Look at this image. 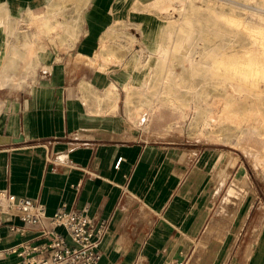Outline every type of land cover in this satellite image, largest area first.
<instances>
[{
  "label": "crops",
  "instance_id": "1",
  "mask_svg": "<svg viewBox=\"0 0 264 264\" xmlns=\"http://www.w3.org/2000/svg\"><path fill=\"white\" fill-rule=\"evenodd\" d=\"M160 1L0 0V188L47 214L65 202L106 219L97 264L187 263L194 253L196 264H264L263 205L242 239L246 204L229 237L210 240L224 187L210 146L152 139L150 113L128 107L151 98L139 88L160 67L149 57L165 42ZM33 235L3 233L0 248Z\"/></svg>",
  "mask_w": 264,
  "mask_h": 264
},
{
  "label": "rangeland",
  "instance_id": "2",
  "mask_svg": "<svg viewBox=\"0 0 264 264\" xmlns=\"http://www.w3.org/2000/svg\"><path fill=\"white\" fill-rule=\"evenodd\" d=\"M158 9L164 12L165 42L149 57L160 67L150 68L149 81L139 88L150 91L151 98L143 99L142 106L128 99V107L137 116L150 113L152 139L210 146L216 186L225 181L215 202L210 240L227 239L239 206L246 204L249 216L236 230L242 239L252 209L259 203L264 208V0H161ZM159 111L163 120L157 119ZM228 181L233 185L222 200ZM251 239L247 255L256 236ZM194 255L186 264L198 262L191 260Z\"/></svg>",
  "mask_w": 264,
  "mask_h": 264
},
{
  "label": "built area",
  "instance_id": "3",
  "mask_svg": "<svg viewBox=\"0 0 264 264\" xmlns=\"http://www.w3.org/2000/svg\"><path fill=\"white\" fill-rule=\"evenodd\" d=\"M107 225L106 219L90 217L86 207H68L61 202L47 214L44 203L0 188V241L3 233L25 237L28 230L34 232L31 238L0 248V256H17L12 264H97ZM162 264H186V260Z\"/></svg>",
  "mask_w": 264,
  "mask_h": 264
},
{
  "label": "bare ground",
  "instance_id": "4",
  "mask_svg": "<svg viewBox=\"0 0 264 264\" xmlns=\"http://www.w3.org/2000/svg\"><path fill=\"white\" fill-rule=\"evenodd\" d=\"M231 3H232V2H231ZM233 3L235 4V2H233ZM165 5H166V4H165ZM235 5H237V3H236ZM229 6H230V5H229ZM231 6H232V5H231ZM248 7H249V6H248ZM230 8H231V7H230ZM250 9H251V8H250ZM249 12H251V11H249ZM257 15H258V14H257ZM258 17H259V16H258ZM190 21H191V20H190ZM184 22H186V21H184ZM243 22H244V21H243ZM182 23H183V22H182ZM239 23H240V21H239ZM183 24H185V23H183ZM238 25H239V24H238ZM252 25H253V24H252ZM183 26H184V25H183ZM191 26H193V25H191ZM243 26H244V25H243ZM243 26H242V27H243ZM246 26H247V25H246ZM181 27H182V26H181ZM188 27L190 28V26H188ZM237 27H238V26H237ZM240 27H241V26H240ZM186 28H187V27H186ZM246 28H247V27H246ZM180 29H181V28H180ZM191 29H192V28H191ZM248 29H249V28H248ZM187 30H188V29H187ZM261 30H262V29H261ZM191 31L193 32V30H191ZM188 32H189V30H188ZM167 33H168V32H167ZM182 33H183V32H182ZM194 33H195V32H194ZM185 34H186V33H185ZM181 35H182V34H181ZM191 36H192V35H191ZM180 39H181V38H180ZM182 39H183V38H182ZM189 39H190V38H189ZM189 39H188V40H189ZM188 40H187V41H188ZM184 41H185V40H184ZM251 42H252V41H251ZM178 43H179V42H178ZM178 46H179V45H178ZM178 46H177V47H178ZM162 48H163V47H162ZM163 49H165V47H164ZM178 49H179V48H178ZM183 49H185V48H183ZM166 50H167V48H166ZM154 51H155V50H154ZM162 51H163V50H162ZM162 51H161V52H162ZM164 51H165V50H164ZM156 52H157V51H156ZM158 52H159V51H158ZM189 52H190V51H188V53H189ZM163 53H164V52H163ZM168 53H169V52H168ZM168 53H167V54H168ZM184 53H185V51H184ZM155 54H156V53H155ZM185 54H186V53H185ZM181 55H182V54H181ZM158 56H159V55H158ZM161 56H162V55H161ZM188 56H189V54H188L186 57H188ZM160 58H161V57H160ZM165 58H166V57H165ZM192 58H193V57H192ZM162 59H163V58H162ZM182 60H183V59H182ZM181 62H182V61H181ZM202 62H203V61H202ZM152 88H153V87H152ZM263 151H264V150H263ZM262 154H264V153H262ZM257 158H258V159H257ZM257 158H256L257 160L261 161L260 159L262 158V155H261L260 152H258V154H257ZM257 160H256V161H257ZM257 162H258V161H257ZM262 162H263V161H261V164H262ZM259 163H260V162H259ZM263 166H264V165H263ZM224 182H225V181L221 182V183L218 185L219 188L223 186ZM232 185H233V182H232V181H230V182L228 181V182L226 183V189H224L225 192H224V194H223V196H222V200H225V196L229 193V191H230ZM217 190H218V189H217ZM216 192H217V191H216ZM244 195H245V190H243V191L241 192V194L239 195V197H240V198H243ZM222 200H221V201H222ZM235 200H236V198L233 199V200L231 201L230 204L234 203ZM240 200H241V199H239V201H240ZM230 204H229V205H230ZM237 206H239V204H238ZM237 206H236V207H237ZM233 207H234V206H233ZM228 210H229V209H228ZM230 211H231V210H230ZM230 211H228V212L230 213ZM233 212H235V211H233ZM233 212H232V213H233ZM229 215H230V214H229Z\"/></svg>",
  "mask_w": 264,
  "mask_h": 264
},
{
  "label": "water",
  "instance_id": "5",
  "mask_svg": "<svg viewBox=\"0 0 264 264\" xmlns=\"http://www.w3.org/2000/svg\"><path fill=\"white\" fill-rule=\"evenodd\" d=\"M3 141H7V138H3Z\"/></svg>",
  "mask_w": 264,
  "mask_h": 264
}]
</instances>
